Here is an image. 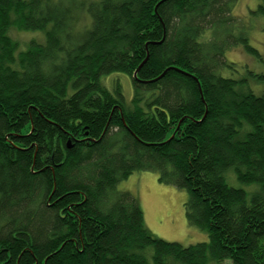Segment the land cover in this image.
Wrapping results in <instances>:
<instances>
[{"label":"trees","instance_id":"trees-1","mask_svg":"<svg viewBox=\"0 0 264 264\" xmlns=\"http://www.w3.org/2000/svg\"><path fill=\"white\" fill-rule=\"evenodd\" d=\"M236 1L0 0V264H264V93L223 73L234 45L259 56ZM141 170L207 241L149 233L115 190Z\"/></svg>","mask_w":264,"mask_h":264},{"label":"rangeland","instance_id":"rangeland-1","mask_svg":"<svg viewBox=\"0 0 264 264\" xmlns=\"http://www.w3.org/2000/svg\"><path fill=\"white\" fill-rule=\"evenodd\" d=\"M260 0H237L233 6V14L241 19L248 34L249 44L256 53L249 52L240 44L232 46L225 53L227 62H232L233 67L224 68L223 73L233 76H246L255 91L264 93V15L254 12ZM15 39L20 42V49L26 47L28 40L34 38L43 41L40 31L12 32ZM248 71H251L250 74ZM112 76L123 85L126 97L131 95V85L128 76L114 73ZM234 185H239L233 181ZM116 191H129L140 205L143 222L149 233L165 241L177 242L183 246L205 242L207 233L194 225L187 223L184 211V202L187 192L159 181L158 173L153 170L135 171L127 178L120 180L115 185ZM225 264H228L227 262Z\"/></svg>","mask_w":264,"mask_h":264},{"label":"water","instance_id":"water-1","mask_svg":"<svg viewBox=\"0 0 264 264\" xmlns=\"http://www.w3.org/2000/svg\"><path fill=\"white\" fill-rule=\"evenodd\" d=\"M136 71H137V70H136ZM136 71L133 73V76H134L135 78H137V76H136V73H137V72H136Z\"/></svg>","mask_w":264,"mask_h":264},{"label":"bare ground","instance_id":"bare-ground-1","mask_svg":"<svg viewBox=\"0 0 264 264\" xmlns=\"http://www.w3.org/2000/svg\"><path fill=\"white\" fill-rule=\"evenodd\" d=\"M200 93V92H199Z\"/></svg>","mask_w":264,"mask_h":264}]
</instances>
